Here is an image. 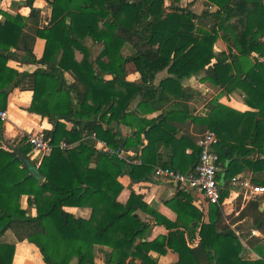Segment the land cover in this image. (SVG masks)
<instances>
[{
  "label": "trees",
  "instance_id": "1",
  "mask_svg": "<svg viewBox=\"0 0 264 264\" xmlns=\"http://www.w3.org/2000/svg\"><path fill=\"white\" fill-rule=\"evenodd\" d=\"M34 1L25 2L28 17L7 15L0 23V108H7L6 91L30 77L34 96L27 110L53 125L41 133L52 153L39 166L30 161L33 147L26 134L20 148H6L0 121V264H13L16 244L25 241L40 250L46 264H97L96 247L110 250L104 264H159L157 258L169 252L178 255L177 264H264V195L242 209L239 197L231 214L224 205L232 179L246 170L253 185L264 187V0H206L216 11L201 14L182 8L181 0H47L52 14L45 29ZM38 38L46 41L41 59L34 52ZM87 40L104 50L91 58ZM220 40L226 51H218ZM127 44L134 56L123 55ZM10 61L39 69L28 75L9 67ZM131 64L139 81L128 80ZM164 71L169 77L154 85ZM203 72V82L251 111L224 106L219 97L210 102L208 115H191L185 102L192 95L182 82ZM167 105L159 120L139 117ZM132 122L139 126L130 137L112 127ZM209 131L218 140L213 150L222 164V196L220 204L205 208L208 215L193 205V191H178L167 203L174 221L148 205L144 194L132 192L126 204L119 201L120 176L129 175L135 184L156 180L161 148L172 150L162 168L195 171L198 142ZM89 135L113 150L142 148V164L98 151ZM63 142L71 148L62 149ZM23 196L34 214L22 207ZM98 202L117 212L96 213ZM68 207L90 208L92 215L77 218ZM153 225L164 226L168 235L148 241Z\"/></svg>",
  "mask_w": 264,
  "mask_h": 264
},
{
  "label": "crops",
  "instance_id": "2",
  "mask_svg": "<svg viewBox=\"0 0 264 264\" xmlns=\"http://www.w3.org/2000/svg\"><path fill=\"white\" fill-rule=\"evenodd\" d=\"M27 0H4L3 8L1 10L0 23L4 24L6 21V16H16L21 15L23 17H28L31 13V9L26 6L25 2ZM81 2V0H78ZM168 1H166V5ZM206 0H181L180 6L182 8L191 7L192 10L198 14L203 13L206 10L207 6ZM34 9L40 11L41 19L39 21V26L41 29H45L50 27L51 20V8L47 0H35ZM86 45L89 47V52L91 58H95L99 55L103 50L104 46L101 44H96L90 40L86 41ZM220 46V48H218ZM46 47V41L44 39L38 38L35 43V55L38 59H41L44 55ZM218 51H226V46L223 41H219L217 44ZM122 53L125 57L134 56L136 54V50L131 45H126ZM59 56H62V52L59 53ZM8 66L18 70L21 73H27L28 75H32L36 70L39 69L36 65H21L16 61H10ZM128 70V80L129 81H139V74L136 72L135 67L131 64L127 67ZM169 74L167 71L159 73L156 76L154 85L159 86L162 81L167 79ZM205 77V73H200L197 76H194L190 79H186L182 82V85L187 92L192 95V97L185 102L188 106L189 113L193 116H206L210 113V102L213 99L219 98V103L229 108H232L239 112H247L251 111V108L246 106L239 99H228L227 96H223L222 90L218 87L213 86L210 83L203 82ZM65 78L68 83H72L73 78L70 74L66 73ZM33 81L30 77H27L23 84L13 90L10 93L8 98V104L6 110L9 113V120L4 124V130L2 135V144L6 148H10L12 150H16L20 148L22 144V136L24 134L30 135L34 133H42L46 130H52L53 125L47 120L42 118L37 114L30 113L27 109L31 106L33 101ZM141 102V96L135 98V100L131 103L132 112H136L138 110V106ZM181 103V102H180ZM184 103V102H183ZM168 106L161 111L149 112L146 114H140L139 117L146 119L148 121L159 120L162 118L163 113L168 109ZM131 126L118 125L117 123H113L112 127L119 132L122 137H130L132 132L138 129V124L134 122L131 123ZM71 125H69V128ZM140 128V127H139ZM138 150V149H137ZM171 149L161 148L158 159V166L162 167L163 164L171 161ZM29 159L32 162H37V166L40 165L38 163V157L36 153H31L29 155ZM241 175H245L249 178L252 176V172L246 170ZM119 182L124 186V190L119 196V201L122 204H126L130 198L132 192H136L138 194H144V201L153 207L155 210L160 212L162 215L167 217L168 219L174 221L176 220V214L168 207V202L173 199L178 190L175 185L172 183L161 182L154 180L153 182H143L140 184H135L132 182L129 175L124 174L119 177ZM45 179L41 178V182H44ZM229 197L225 200L224 205L227 213L231 214L239 207L237 200L241 195L237 193V190L230 185L229 186ZM194 198L193 205L198 209H201L208 215L209 209L205 210L204 198L200 193L192 192L191 196ZM21 205L24 209H28L31 214L35 213L34 208L31 207L28 196H23L21 198ZM246 205L244 203L242 197L241 209ZM205 207V208H204ZM65 210L71 214H73L77 218L89 219L92 215V210L90 208H65ZM96 213L103 216H110L113 213L117 212L112 207L98 202L96 204L95 210ZM238 214V213H237ZM142 218L147 221H153L147 215H142ZM242 224V223H241ZM247 224L244 225V227ZM241 228V227H240ZM259 235L258 233H255ZM168 235V230L161 225H153L151 230L148 233V241H153L158 237ZM7 240L9 242L13 241V236L9 233L7 236ZM110 250L106 247H96V263L104 264L106 252ZM253 259L256 258V255L253 254ZM159 260V264H177L179 261L178 255L169 252L165 256H160L157 258ZM13 264H46L40 250L33 244L29 242H18L16 244V254L13 261ZM75 264V262L73 263Z\"/></svg>",
  "mask_w": 264,
  "mask_h": 264
},
{
  "label": "built area",
  "instance_id": "3",
  "mask_svg": "<svg viewBox=\"0 0 264 264\" xmlns=\"http://www.w3.org/2000/svg\"><path fill=\"white\" fill-rule=\"evenodd\" d=\"M4 0H0V16L3 8ZM206 10L210 12L216 11V8L211 5L206 6ZM9 113L7 110L0 108V121L7 122ZM96 141V148L100 152H106L113 156H117L120 160L131 163L142 164L141 151L113 150L110 149L104 142L99 141L95 135H89ZM217 136L214 132H207L198 142L201 150L200 161L195 171L189 174L177 172L172 168L158 167L155 169L154 178L156 181L172 183L178 191H194L200 193L204 198L205 207L212 204H220L221 188L218 181V172L221 167L220 157L214 152L213 146L217 143ZM33 152L37 154L38 162L49 156L52 153V147L41 133L30 134L28 141ZM62 149L71 148L65 142L61 145ZM136 160H131L132 156ZM231 185L237 190V193L243 197L244 203L255 200L257 197L264 195V187L253 185L251 179L245 175H239L232 179ZM204 207V208H205Z\"/></svg>",
  "mask_w": 264,
  "mask_h": 264
},
{
  "label": "water",
  "instance_id": "4",
  "mask_svg": "<svg viewBox=\"0 0 264 264\" xmlns=\"http://www.w3.org/2000/svg\"><path fill=\"white\" fill-rule=\"evenodd\" d=\"M6 92H7V93L12 92V88H10L9 90H7ZM263 209H264V208H263ZM238 229H239V230H242V228H240V227H239Z\"/></svg>",
  "mask_w": 264,
  "mask_h": 264
},
{
  "label": "rangeland",
  "instance_id": "5",
  "mask_svg": "<svg viewBox=\"0 0 264 264\" xmlns=\"http://www.w3.org/2000/svg\"><path fill=\"white\" fill-rule=\"evenodd\" d=\"M218 48H220V46H218ZM235 211H236V210H235ZM235 211H234V212H235Z\"/></svg>",
  "mask_w": 264,
  "mask_h": 264
}]
</instances>
